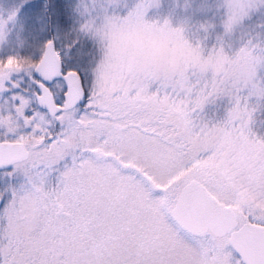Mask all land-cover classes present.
Instances as JSON below:
<instances>
[{
	"label": "snow or ice",
	"instance_id": "1",
	"mask_svg": "<svg viewBox=\"0 0 264 264\" xmlns=\"http://www.w3.org/2000/svg\"><path fill=\"white\" fill-rule=\"evenodd\" d=\"M227 6L229 32L247 5ZM57 9L59 39L38 44L37 59L0 55V170L21 181L0 187V264H264V136L249 107L264 97V48L242 46L235 62L218 54L120 119L98 103L96 54L81 39L99 19L69 29ZM16 15L0 17V47ZM220 93L234 103L204 120Z\"/></svg>",
	"mask_w": 264,
	"mask_h": 264
},
{
	"label": "rangeland",
	"instance_id": "2",
	"mask_svg": "<svg viewBox=\"0 0 264 264\" xmlns=\"http://www.w3.org/2000/svg\"><path fill=\"white\" fill-rule=\"evenodd\" d=\"M43 2L41 5L39 0H0V17L6 19L14 8L17 11L15 20L9 23L6 30L10 34L8 41L0 47V55L15 53L21 59H27L28 56L37 59L40 52L38 44L49 38L59 39L62 25L57 6L54 0ZM132 2L129 0V3ZM245 2L246 15L229 32L225 31L227 0H143L136 4L132 12L134 26L127 31L114 33L113 38L128 67L141 75L134 78L120 77L115 71H104L100 83H96V88H100L97 93L100 107L120 119L139 116L144 105L172 96L167 85L190 74L194 75L205 64L211 70L212 65L208 62L218 54L228 62H235L240 57L242 46L251 48L257 45L264 48L261 46L264 45V0ZM57 3H63L66 9H70L73 20V24L71 20L68 21L70 29L78 28L97 8V0H56ZM140 5L147 6V12L142 17L136 15ZM150 18H167L168 24L163 27L153 25L149 22ZM185 34L201 38L204 51L193 50L187 41L170 46V36ZM83 37L81 39L87 43L88 50L95 55L93 39ZM256 79L258 84L264 82V64L258 66ZM233 103L231 95L216 94L209 98L200 115L209 122L220 121ZM249 107L255 108L251 125L253 130L264 136V97L253 96L249 100ZM210 146L216 147L215 144ZM20 182L19 177L5 176L0 170V187ZM110 196V189L100 190L92 210L94 218L105 215Z\"/></svg>",
	"mask_w": 264,
	"mask_h": 264
},
{
	"label": "clouds",
	"instance_id": "3",
	"mask_svg": "<svg viewBox=\"0 0 264 264\" xmlns=\"http://www.w3.org/2000/svg\"><path fill=\"white\" fill-rule=\"evenodd\" d=\"M143 0H97V8L87 19L92 21L99 19V23L92 31V39L96 48V66L95 76L96 83H100V77L106 70L115 71L120 77L128 76L134 78L141 75L138 71L130 69L119 50L117 41L113 38V34L119 31H127L134 26L132 20V12L138 3ZM165 19L150 18L149 22L153 25L164 26ZM183 28L184 26H179ZM182 41H187L193 50L199 49L202 53L204 48L201 47L203 41L199 37H191L189 34L183 36L172 35L169 37L170 46H178ZM264 47V45H261ZM155 79V77H152ZM162 91V89H160ZM100 88H97L99 93Z\"/></svg>",
	"mask_w": 264,
	"mask_h": 264
},
{
	"label": "trees",
	"instance_id": "4",
	"mask_svg": "<svg viewBox=\"0 0 264 264\" xmlns=\"http://www.w3.org/2000/svg\"><path fill=\"white\" fill-rule=\"evenodd\" d=\"M44 0H39V2H40V4L42 5L44 2H43ZM58 4V3H57ZM57 4H56V0H54V5H56L57 6ZM62 5H63V3H62ZM66 7L63 5V20H65V21H70L71 20V23L73 24V20H72V18H71V11H70V9L68 8V9H66ZM68 17H70V19H68ZM59 20H60V23H61V15H60V12H59ZM60 25H62V23L60 24ZM71 25L68 23V28L70 29L71 27H70ZM82 38L84 39V37L82 36Z\"/></svg>",
	"mask_w": 264,
	"mask_h": 264
},
{
	"label": "water",
	"instance_id": "5",
	"mask_svg": "<svg viewBox=\"0 0 264 264\" xmlns=\"http://www.w3.org/2000/svg\"><path fill=\"white\" fill-rule=\"evenodd\" d=\"M49 39H51V38H49ZM1 204V203H0Z\"/></svg>",
	"mask_w": 264,
	"mask_h": 264
}]
</instances>
